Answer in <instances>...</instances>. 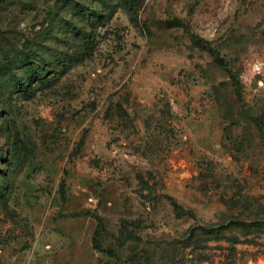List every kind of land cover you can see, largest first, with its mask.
Here are the masks:
<instances>
[{"label":"rangeland","instance_id":"374dc122","mask_svg":"<svg viewBox=\"0 0 264 264\" xmlns=\"http://www.w3.org/2000/svg\"><path fill=\"white\" fill-rule=\"evenodd\" d=\"M263 80L264 0H0V264H264Z\"/></svg>","mask_w":264,"mask_h":264},{"label":"trees","instance_id":"16d2710c","mask_svg":"<svg viewBox=\"0 0 264 264\" xmlns=\"http://www.w3.org/2000/svg\"><path fill=\"white\" fill-rule=\"evenodd\" d=\"M200 38H198V37H196V41H197V43H198V45L202 48V49H204V50H207L209 53H211V54H213V55H216L217 54V52L214 50V49H212L211 47H208L207 45H206V42L205 41H203V40H199ZM201 41H203V42H201Z\"/></svg>","mask_w":264,"mask_h":264},{"label":"water","instance_id":"95a60500","mask_svg":"<svg viewBox=\"0 0 264 264\" xmlns=\"http://www.w3.org/2000/svg\"><path fill=\"white\" fill-rule=\"evenodd\" d=\"M263 82H264V80H263Z\"/></svg>","mask_w":264,"mask_h":264}]
</instances>
